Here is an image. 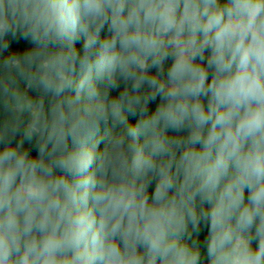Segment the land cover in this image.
<instances>
[{"label": "clouds", "instance_id": "9594fccd", "mask_svg": "<svg viewBox=\"0 0 264 264\" xmlns=\"http://www.w3.org/2000/svg\"><path fill=\"white\" fill-rule=\"evenodd\" d=\"M0 264H264V0H0Z\"/></svg>", "mask_w": 264, "mask_h": 264}]
</instances>
